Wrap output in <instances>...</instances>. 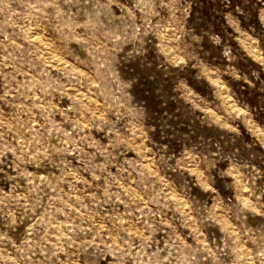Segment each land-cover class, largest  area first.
Wrapping results in <instances>:
<instances>
[{"label": "rangeland", "instance_id": "1", "mask_svg": "<svg viewBox=\"0 0 264 264\" xmlns=\"http://www.w3.org/2000/svg\"><path fill=\"white\" fill-rule=\"evenodd\" d=\"M0 264H264V0H0Z\"/></svg>", "mask_w": 264, "mask_h": 264}]
</instances>
